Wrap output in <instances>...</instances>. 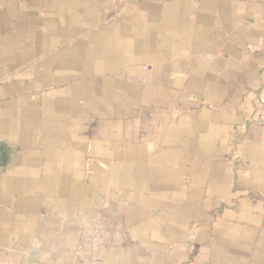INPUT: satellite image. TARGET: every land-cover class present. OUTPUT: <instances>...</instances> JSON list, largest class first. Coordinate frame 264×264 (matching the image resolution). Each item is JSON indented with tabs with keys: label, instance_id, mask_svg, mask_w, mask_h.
<instances>
[{
	"label": "crops",
	"instance_id": "1",
	"mask_svg": "<svg viewBox=\"0 0 264 264\" xmlns=\"http://www.w3.org/2000/svg\"><path fill=\"white\" fill-rule=\"evenodd\" d=\"M263 104L264 0H0V264H264Z\"/></svg>",
	"mask_w": 264,
	"mask_h": 264
},
{
	"label": "rangeland",
	"instance_id": "2",
	"mask_svg": "<svg viewBox=\"0 0 264 264\" xmlns=\"http://www.w3.org/2000/svg\"><path fill=\"white\" fill-rule=\"evenodd\" d=\"M104 242H107L105 240H98L96 243V255H95V264H150L151 256L149 254H144L141 256L136 255V247H135V240L131 239H122L121 245L118 243V240H111V248L112 252H117L116 254L108 255L106 254V251L108 250L109 246L106 244L104 245ZM120 246L122 250L126 251V254H120ZM143 251H146V247L141 249ZM86 254L81 256V259L83 262H85ZM190 257L193 258L192 262L195 264H199L201 255L199 253V247L197 244H194ZM109 259L108 262H105V259ZM161 259V258H160ZM110 262V263H109Z\"/></svg>",
	"mask_w": 264,
	"mask_h": 264
},
{
	"label": "built area",
	"instance_id": "3",
	"mask_svg": "<svg viewBox=\"0 0 264 264\" xmlns=\"http://www.w3.org/2000/svg\"><path fill=\"white\" fill-rule=\"evenodd\" d=\"M263 111H264V104H263V107H262Z\"/></svg>",
	"mask_w": 264,
	"mask_h": 264
}]
</instances>
